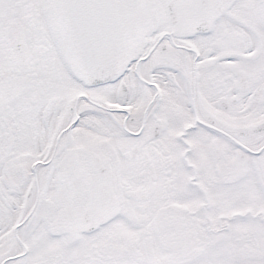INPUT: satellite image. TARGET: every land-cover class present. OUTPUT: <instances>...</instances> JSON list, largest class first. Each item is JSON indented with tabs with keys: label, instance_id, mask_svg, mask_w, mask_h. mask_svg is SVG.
<instances>
[{
	"label": "snow or ice",
	"instance_id": "obj_1",
	"mask_svg": "<svg viewBox=\"0 0 264 264\" xmlns=\"http://www.w3.org/2000/svg\"><path fill=\"white\" fill-rule=\"evenodd\" d=\"M0 264H264V0H0Z\"/></svg>",
	"mask_w": 264,
	"mask_h": 264
}]
</instances>
